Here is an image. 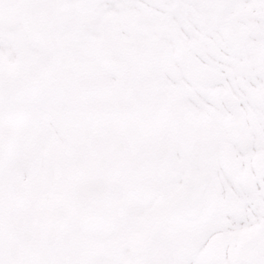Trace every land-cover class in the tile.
<instances>
[{
    "label": "snow or ice",
    "instance_id": "snow-or-ice-1",
    "mask_svg": "<svg viewBox=\"0 0 264 264\" xmlns=\"http://www.w3.org/2000/svg\"><path fill=\"white\" fill-rule=\"evenodd\" d=\"M0 264H264V0H0Z\"/></svg>",
    "mask_w": 264,
    "mask_h": 264
}]
</instances>
